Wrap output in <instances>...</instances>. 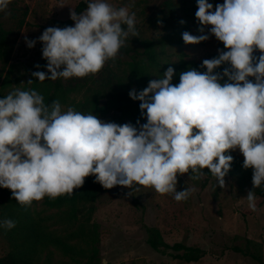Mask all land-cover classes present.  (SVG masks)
Listing matches in <instances>:
<instances>
[{"label": "clouds", "instance_id": "obj_1", "mask_svg": "<svg viewBox=\"0 0 264 264\" xmlns=\"http://www.w3.org/2000/svg\"><path fill=\"white\" fill-rule=\"evenodd\" d=\"M86 2L83 12L70 11L74 26L48 27L38 37L47 72H33L36 80L95 75L116 59L130 34L139 35L131 5ZM10 3L0 0V12ZM197 4L199 31L211 26L209 34L226 51L203 60L204 72H182L176 85L175 70L169 67L143 90H131L130 98L141 102V114L146 115L147 122L139 128L105 122L73 107L62 110L59 100L46 104L32 89L15 88L0 99V187L11 190L21 206L30 207L45 196L71 195L86 177L94 176L105 189L150 187L160 195L174 194L181 202L195 189L178 191V175L198 180L207 168L224 188L233 161L226 153L237 149L243 167L253 171V189L264 184V0H224L215 8L208 0ZM209 34L185 31L182 39L199 44ZM25 40L29 48L37 43ZM221 66L223 72L216 71ZM246 198L256 211L254 191ZM0 226L11 229L15 222L5 219Z\"/></svg>", "mask_w": 264, "mask_h": 264}, {"label": "rangeland", "instance_id": "obj_2", "mask_svg": "<svg viewBox=\"0 0 264 264\" xmlns=\"http://www.w3.org/2000/svg\"><path fill=\"white\" fill-rule=\"evenodd\" d=\"M80 1L82 0H11L6 12H0V23L8 30L9 43L13 48L11 60L6 67L8 79L3 94H8L15 88L23 90L29 86L28 81L35 72L33 66L43 59V45L38 37L56 20L70 18V11ZM164 1L106 0L117 8L131 5L129 12L136 13L135 26L139 35L133 37L130 34L124 45L130 48V52H119L115 60L105 64L129 91L137 82L135 75L131 73L130 63L137 51L142 50L143 42L168 33L157 20ZM208 2L215 8L217 4H223L224 0ZM61 4L65 6L59 7ZM200 27L195 17L189 20L185 31L194 36L209 34L211 26H206L203 33L199 31ZM25 37L36 40L35 46L29 48ZM221 45L222 42L210 35L208 40L199 44L184 42L183 49L187 60L200 62L219 53ZM256 53L260 55L259 51ZM6 71L0 80V88ZM44 71L47 72V69ZM56 80L46 79L44 83H54ZM61 82L64 88L71 87L68 103L62 104V110L101 91L104 84L100 72L83 78H61ZM115 114L120 115L115 110H109L99 119L112 122ZM127 123L131 124L130 120ZM233 152L244 159L238 149ZM206 177L205 174L198 180H192L187 173L178 175V191L195 189L187 200L181 202L175 201L174 194L160 195L153 188L138 185L129 189L117 185L101 194L91 218V223L96 224L98 230V256L101 264L104 260L108 264H261L244 251L264 258V205L256 214H250L246 198L249 185L245 181L226 176V186L220 188L215 177H210L205 183ZM137 187L139 191L136 190ZM43 201L44 198L34 201L31 211L42 215L56 213L57 210L46 208ZM148 227L158 228L169 244L182 242L188 246L200 247L206 254L198 262L187 263L169 254L157 252L147 243ZM51 228L61 234L66 231V225L63 224H51ZM169 252L175 253L172 250ZM3 253L0 241V255ZM54 256L55 264H75L57 251Z\"/></svg>", "mask_w": 264, "mask_h": 264}, {"label": "trees", "instance_id": "obj_3", "mask_svg": "<svg viewBox=\"0 0 264 264\" xmlns=\"http://www.w3.org/2000/svg\"><path fill=\"white\" fill-rule=\"evenodd\" d=\"M86 8L87 2L82 0L74 10L79 14ZM197 10L196 0H165L163 2L157 20L168 30V33L160 38L145 40L142 50L137 51L136 56L133 57L130 70L137 80L133 89L137 92L143 90L148 86L150 80L162 78L163 73L169 67L175 70L172 79L173 85L179 83L180 74L184 71L189 69L206 71V68L201 67L203 61L187 60L183 49L182 33L188 28L189 20L196 17ZM73 25L74 21L68 18L56 20L51 27L64 28ZM221 49L226 51L223 43ZM12 52L9 32L0 23V80L11 60ZM119 52L128 54L130 48L123 46ZM218 54H213L210 59L217 57ZM254 55L259 56L256 52ZM46 64L47 61L43 58L33 67L35 71H44ZM36 65H40V68L35 67ZM224 67L221 66L216 71L223 72ZM100 74L104 80L101 91L82 101L74 102L71 107L84 114L92 113L98 118L109 110H115L120 115L115 114L112 122L120 125L127 123V120H130L135 127H138L140 123H146V115L142 116L139 107L141 102L130 98L131 90L129 91L123 85L112 69L104 66ZM7 79L8 71H6L5 80L0 88V99L7 95L3 94ZM249 79L254 78L249 77ZM31 80L33 82L23 90L38 91L43 95L46 104H51L55 100H59L61 105L68 103V93L71 87L64 88L61 78H58L54 83H44V81L36 80L33 76ZM226 154L233 157L227 176H234L245 181L249 185V191H254L257 197V210L249 209V213L256 214L264 205V184L253 189L252 169H245L243 167L244 159L239 158L233 151ZM203 171L207 175L206 183L213 176L207 168ZM108 190L103 188L100 183L95 182L94 176L86 177L82 187L74 189L71 195L65 194L55 199L45 196L43 204L46 208L57 211L51 215H42L39 212H32L31 206H21L12 197L11 190L0 187V221L11 219L15 222V227L11 229L0 226V241L4 249V253L0 255V264H55V251L69 258L75 264H101L98 256V230L96 224L91 223V218L99 196ZM51 224L66 225V231L63 234L58 233L51 228ZM147 234V243L152 249L169 254L180 261L198 262L206 254L205 250L200 247L188 246L182 242L167 243L158 228L148 227ZM170 250L175 253L169 252ZM244 253L264 264V258L261 255L246 251ZM62 264H69V262Z\"/></svg>", "mask_w": 264, "mask_h": 264}]
</instances>
